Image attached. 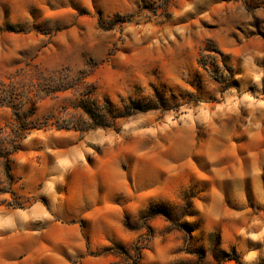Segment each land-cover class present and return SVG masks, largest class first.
I'll return each instance as SVG.
<instances>
[{
  "label": "rangeland",
  "instance_id": "1",
  "mask_svg": "<svg viewBox=\"0 0 264 264\" xmlns=\"http://www.w3.org/2000/svg\"><path fill=\"white\" fill-rule=\"evenodd\" d=\"M0 154V264H264V0H0Z\"/></svg>",
  "mask_w": 264,
  "mask_h": 264
},
{
  "label": "trees",
  "instance_id": "2",
  "mask_svg": "<svg viewBox=\"0 0 264 264\" xmlns=\"http://www.w3.org/2000/svg\"><path fill=\"white\" fill-rule=\"evenodd\" d=\"M1 156V154H0ZM2 157V156H1ZM4 177L8 183V188L7 190L5 189H2L0 190V194H3V193H10L11 195H15V192H14V189H13V184L15 182V178L11 172V167H10V163H6V167L4 169Z\"/></svg>",
  "mask_w": 264,
  "mask_h": 264
},
{
  "label": "crops",
  "instance_id": "3",
  "mask_svg": "<svg viewBox=\"0 0 264 264\" xmlns=\"http://www.w3.org/2000/svg\"><path fill=\"white\" fill-rule=\"evenodd\" d=\"M33 207H35V205H33ZM35 211V210H34Z\"/></svg>",
  "mask_w": 264,
  "mask_h": 264
}]
</instances>
